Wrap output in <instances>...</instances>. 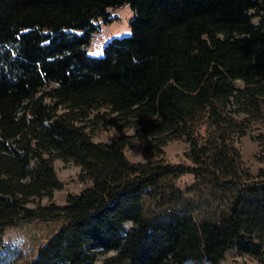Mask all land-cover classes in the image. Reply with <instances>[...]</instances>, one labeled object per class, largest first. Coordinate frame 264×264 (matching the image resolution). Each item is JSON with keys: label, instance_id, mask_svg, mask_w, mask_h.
I'll return each instance as SVG.
<instances>
[{"label": "trees", "instance_id": "trees-1", "mask_svg": "<svg viewBox=\"0 0 264 264\" xmlns=\"http://www.w3.org/2000/svg\"><path fill=\"white\" fill-rule=\"evenodd\" d=\"M122 5L129 33L89 55ZM263 98L264 0H0V264L107 252L103 264H220L232 248L264 264V168L244 171L229 147L246 130L236 117L260 119ZM202 118L211 134L196 138ZM88 122L134 132L93 142ZM169 140L186 142L188 164L124 157L132 142L157 157ZM56 159L89 182L63 205ZM30 221L59 225L33 258L9 262L4 229Z\"/></svg>", "mask_w": 264, "mask_h": 264}, {"label": "rangeland", "instance_id": "rangeland-1", "mask_svg": "<svg viewBox=\"0 0 264 264\" xmlns=\"http://www.w3.org/2000/svg\"><path fill=\"white\" fill-rule=\"evenodd\" d=\"M111 17L110 21L100 22L94 37L100 40L101 43L92 47L88 43L86 52L91 56L100 54L101 45L111 37L126 36L129 33L128 21L132 17V11L128 5L108 9ZM264 102V98H263ZM260 119L246 121L242 116L236 117L237 121L241 120L245 124V134L241 137L231 136L229 147L239 155V166L244 171L250 174H255L258 168H264V163L261 161V155L264 151L256 141V136H264V103L261 108ZM89 127L86 128L87 134L93 142L106 143L115 136L129 137L133 134V128H122L119 130L113 127L106 129L102 125L88 122ZM197 137L204 138L211 134L207 127L204 118L200 119L196 128ZM187 149V144L183 140H169L161 148V154L157 157H145L144 159L142 148L138 143H130L123 148L125 159L130 163L162 161L168 164H188L183 157L182 152ZM53 170L56 178L61 183L59 190H54L52 200L58 205H63L67 194L75 195L81 189L89 185L87 180H82L79 176V168L71 161L54 160ZM192 182V177L188 174L181 175L176 178L175 186L181 190ZM40 204L45 203L41 199ZM57 222H19L11 227L4 229L2 234L1 253L9 262L22 263L34 257L37 248L43 244L58 227ZM264 249V247H263ZM114 252L97 253L95 255L94 264H103L105 259ZM220 264H257V261L248 256L240 255L233 248L225 252Z\"/></svg>", "mask_w": 264, "mask_h": 264}, {"label": "built area", "instance_id": "built-area-1", "mask_svg": "<svg viewBox=\"0 0 264 264\" xmlns=\"http://www.w3.org/2000/svg\"><path fill=\"white\" fill-rule=\"evenodd\" d=\"M98 43L100 44L101 41L97 40V38L94 37V34H91L90 37H89V44L92 45V47H95Z\"/></svg>", "mask_w": 264, "mask_h": 264}]
</instances>
